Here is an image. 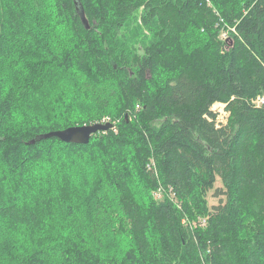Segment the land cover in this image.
Returning a JSON list of instances; mask_svg holds the SVG:
<instances>
[{"label": "trees", "instance_id": "1", "mask_svg": "<svg viewBox=\"0 0 264 264\" xmlns=\"http://www.w3.org/2000/svg\"><path fill=\"white\" fill-rule=\"evenodd\" d=\"M263 94L264 0H0V264H264Z\"/></svg>", "mask_w": 264, "mask_h": 264}, {"label": "water", "instance_id": "2", "mask_svg": "<svg viewBox=\"0 0 264 264\" xmlns=\"http://www.w3.org/2000/svg\"><path fill=\"white\" fill-rule=\"evenodd\" d=\"M80 19L84 26L88 28L89 24L82 10L80 11ZM110 127H112V123L109 122H94L89 124L74 125L63 129L45 132L42 134V138L56 137L64 142L87 143L91 134L100 130H107Z\"/></svg>", "mask_w": 264, "mask_h": 264}, {"label": "rangeland", "instance_id": "3", "mask_svg": "<svg viewBox=\"0 0 264 264\" xmlns=\"http://www.w3.org/2000/svg\"><path fill=\"white\" fill-rule=\"evenodd\" d=\"M263 96H264V94H263ZM263 99H264V97H263ZM262 103V102H261ZM260 103V104H261ZM213 107H214V109H215V112H216V119H217V123L219 124V123H224V122H226V119H227V113L224 111V106L223 105H219V104H214L213 105ZM212 189L211 190H209L208 192H207V198L210 200V201H213L214 199L213 198H211L212 196Z\"/></svg>", "mask_w": 264, "mask_h": 264}, {"label": "built area", "instance_id": "4", "mask_svg": "<svg viewBox=\"0 0 264 264\" xmlns=\"http://www.w3.org/2000/svg\"><path fill=\"white\" fill-rule=\"evenodd\" d=\"M220 37H221V38H226V37H227L226 32H220ZM263 97H264V96H258V97L256 98V101H255L256 105H259L261 102H263ZM214 104H219V105H220L221 103H214ZM214 104L211 105V110L215 112V109H214V107H213ZM221 105H223V104H221ZM224 111H225V110H224ZM225 112H226V111H225ZM226 113H227V112H226ZM227 114H228V113H227ZM216 121H217V119H216Z\"/></svg>", "mask_w": 264, "mask_h": 264}]
</instances>
